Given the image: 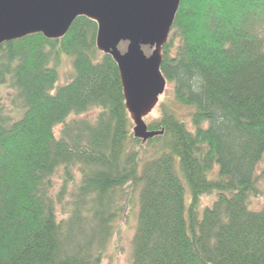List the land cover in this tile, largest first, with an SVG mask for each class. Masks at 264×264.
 Listing matches in <instances>:
<instances>
[{
  "label": "trees",
  "instance_id": "16d2710c",
  "mask_svg": "<svg viewBox=\"0 0 264 264\" xmlns=\"http://www.w3.org/2000/svg\"><path fill=\"white\" fill-rule=\"evenodd\" d=\"M179 6L145 142L94 21L0 44V264H100L135 194L130 264H264V0Z\"/></svg>",
  "mask_w": 264,
  "mask_h": 264
},
{
  "label": "water",
  "instance_id": "95a60500",
  "mask_svg": "<svg viewBox=\"0 0 264 264\" xmlns=\"http://www.w3.org/2000/svg\"><path fill=\"white\" fill-rule=\"evenodd\" d=\"M181 0H0V44L42 34L64 36L73 21L84 16L96 23L95 45L111 56L119 71L125 107L134 138L162 134L143 121L163 94L162 46L167 42ZM129 42L125 52L116 47ZM152 49L146 55L141 48Z\"/></svg>",
  "mask_w": 264,
  "mask_h": 264
},
{
  "label": "rangeland",
  "instance_id": "374dc122",
  "mask_svg": "<svg viewBox=\"0 0 264 264\" xmlns=\"http://www.w3.org/2000/svg\"><path fill=\"white\" fill-rule=\"evenodd\" d=\"M128 45H129V42H120L116 48L118 50H121V52H125ZM141 48L143 49L144 53L147 56L151 54L152 49H150L148 46H142ZM59 63H60L59 68H58L59 82L63 83L69 80L73 74L72 73V63H71L70 58L63 56V55L60 58ZM164 89L165 90L163 94H161L158 97V102L156 103L152 111L148 115L144 116L143 121H145L147 125L151 122V120L159 116L160 110L158 109V107H159V104L162 103V101H164V98L171 97V92H172L171 85L166 83ZM181 110L182 111L178 109L177 114L179 115L180 119H183L186 113V109L185 110L181 109ZM56 130L58 129L56 128ZM56 134H57V131H56ZM262 156L263 158L260 161L259 165H264V154ZM58 181H59V178L57 177V175H55V183L56 184L59 183ZM210 199L211 197L209 196H203L201 201L203 204H209L211 201ZM262 201L263 199L262 200L254 199L252 201L251 206L258 208L261 205ZM56 208H57V216L61 217L63 215V212H62L63 208H61L60 204L56 205ZM137 208H138L137 194H135L134 197L132 198L131 204H129L128 209H126V212L122 214L121 218L115 221L114 223L115 227L112 233L111 241L109 243V248L102 256L103 258L100 264H130V256H129L130 249H131L130 243L133 237V232L136 227L135 223H136V216H137L136 214Z\"/></svg>",
  "mask_w": 264,
  "mask_h": 264
},
{
  "label": "bare ground",
  "instance_id": "6f19581e",
  "mask_svg": "<svg viewBox=\"0 0 264 264\" xmlns=\"http://www.w3.org/2000/svg\"><path fill=\"white\" fill-rule=\"evenodd\" d=\"M122 42V41H121Z\"/></svg>",
  "mask_w": 264,
  "mask_h": 264
}]
</instances>
